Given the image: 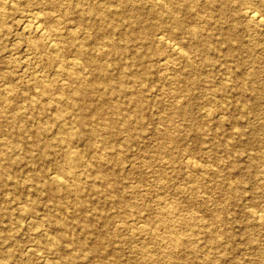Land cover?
Returning <instances> with one entry per match:
<instances>
[{
  "label": "bare ground",
  "instance_id": "obj_1",
  "mask_svg": "<svg viewBox=\"0 0 264 264\" xmlns=\"http://www.w3.org/2000/svg\"><path fill=\"white\" fill-rule=\"evenodd\" d=\"M19 1L0 0V6L9 8ZM39 1V10L56 11L60 15L62 12H72L79 23L86 21L87 25L82 31L68 24L48 28L43 23L48 15L33 7L25 10L31 18L25 26L47 38V48L60 56V65L54 71L59 84L51 89H38L32 94L28 87L22 90L16 88L17 81L10 73H0V134L4 136V140L0 139V185L11 183L14 188L22 190L26 202L21 205V214L29 229L41 222L48 225L52 223L46 214L41 221L37 219L44 207L35 203L33 192L40 195L44 193L47 199H58L65 214L69 213L68 216L60 217L58 227L53 232L42 228L31 232L30 236L37 244L45 242L44 248L51 252H58L62 248L70 251L66 256L57 258L56 264H63L84 260L89 257V252L105 256L109 251L107 238L96 232V224L100 219H105L99 207L89 201V196L98 194L100 187L107 191L105 197L119 209L122 216H133L135 223L143 221L142 211L126 197L122 153L133 145H140L147 137L142 132V113L150 104L144 84L151 73V65H155L157 70L174 69L170 76L176 83L166 91L169 98L166 103H162L161 125L154 133L157 143L154 157L157 163L145 173L156 181L163 182L167 174L172 180L180 179L183 175L180 168L184 165L195 166L197 162L188 140L204 144L209 134L222 141L223 150L220 151L229 156L227 149L232 145L233 134L241 136L244 132L238 117L227 111L230 101L226 92L235 91L245 104L249 93L255 99H261L260 88L250 84L248 78L242 76L240 68L236 70L234 66L256 51L254 41L249 42L254 32L263 35L264 48V0ZM200 6L205 7V14H200ZM112 14L117 15V18H112ZM149 18H155L157 22H150ZM193 19H198L200 24L192 25ZM241 30L248 32V41L244 40ZM62 38H70L73 42L79 39V42L74 43V52L66 51L68 45L59 40ZM154 41L159 47H152ZM92 43L94 45L90 47ZM163 44L170 53L162 52ZM172 53L176 55L174 59ZM133 65L140 67L133 69ZM48 90L59 97L54 99L46 96ZM199 97L211 103L203 111L208 119L195 122L193 101ZM61 103L62 106H59ZM28 120L33 121L30 127L26 123ZM208 120H217L218 124L229 120L233 130L229 134L212 131L205 126ZM133 121L138 131H131L129 124ZM48 130L58 140L57 149L44 154L45 159L52 164L53 171L50 176L36 174L38 184L33 186L30 175L25 173V166L31 165L34 159L32 150L39 145L42 134ZM247 135L246 144L257 137L264 141V125H254ZM117 145L121 147L117 148ZM49 146L45 144V147ZM18 149L23 151L22 155L17 152ZM90 151L93 157L82 161V156ZM200 158L213 161L215 168L212 174L216 178L214 181L200 178V175L205 176L203 172L208 171L205 168L201 169L198 176L189 177V180L205 192H213L219 187H226L229 192L237 189V184L223 180L219 168L222 158L218 154ZM254 159L264 162V151L254 152ZM80 160L88 170L85 175L73 169ZM234 169L231 163L228 171L231 173ZM22 174L25 175L23 178ZM25 177L28 179L25 180ZM156 208L152 215L156 218L150 217L148 226L157 218L162 222L177 216L180 204L175 199H165ZM202 208L207 209L208 204L203 203ZM4 214L0 213V243L7 249L4 254L0 253V264H12L14 250L9 245L12 237L10 233L4 232L11 218H3ZM177 218L184 226L193 227L190 215ZM226 220L218 215L205 224L203 231L211 240V247L224 243L227 230H216L215 225ZM78 229L96 232V243L86 248L82 237L77 236ZM68 231L73 236L63 247L66 238L64 233ZM164 238L170 246L159 250L162 256H172L177 249L193 242L187 235H181L174 225L167 230ZM33 248L31 244L27 250ZM198 250L196 245L189 249L195 254ZM262 254L264 251L258 256ZM150 256L146 258L148 263L166 264L164 260ZM203 261L200 262L205 264ZM182 263L189 264L186 261Z\"/></svg>",
  "mask_w": 264,
  "mask_h": 264
},
{
  "label": "rangeland",
  "instance_id": "obj_2",
  "mask_svg": "<svg viewBox=\"0 0 264 264\" xmlns=\"http://www.w3.org/2000/svg\"><path fill=\"white\" fill-rule=\"evenodd\" d=\"M113 1L116 0L111 2ZM40 5L39 0H20L9 8L0 6V73H10L17 81L16 88L22 90L23 87H28L32 94L37 92L38 89H51L52 86L59 84L58 76L54 71L60 65V56L47 48V38L35 29L25 26L31 19L29 15H26L25 10L29 7L39 10L41 9ZM198 9L200 14L206 13L205 7L200 6ZM39 12L48 15L43 22L45 26H49L48 28L68 24L73 29L82 31L85 29L84 26L87 25L86 21L79 23V19L72 12H62V15L56 13V11L44 9L39 10ZM110 16L117 18L115 14ZM214 16L217 17V15ZM148 20L153 23L157 22L155 18H149ZM191 24L199 25L200 21L193 19ZM253 31H255V28ZM240 32L243 34L244 40L248 41V32L242 30ZM262 36V34L254 32L249 42L254 41L256 51L249 58L246 57V60L239 61L237 62L238 65L234 66L236 70L240 68L242 76L248 78L250 84L253 83L254 86L260 88L259 96L261 99L257 100L254 95L249 93L248 98L245 100L247 104H245L235 91L233 93L230 90L226 92L227 99L230 101L227 111L229 114L238 117L244 134L241 136L233 134L231 138L232 145L228 146L227 149L229 151L228 157L225 156L227 155L226 152L220 151L223 150L221 148L223 146L221 145L222 141L216 140L210 134L204 144L192 139L188 140V144L197 156V162L195 166L184 165L180 168V172L183 174L180 179L172 180L167 177V174V176L164 175L163 182L156 181L153 176H148L145 173L154 168L157 163L154 157L156 155L154 152L157 149V143L154 140L156 134L154 135V133L161 125L159 118L162 103H166L169 98L166 91L176 83L170 76V73L173 74L174 69L172 71L170 69L157 70L155 65H151V73L144 84L145 94L150 104L142 113V121L144 122L142 132L147 137L140 145H133L130 150L122 153V164L125 167L124 175L127 185L126 197L142 211L143 221L135 223L132 219L133 216L129 214L122 216L119 209L105 197L107 191L100 187L98 194L89 196V201L99 207L102 218L107 220L104 222L105 220L100 219L96 224V232H100L105 239L107 238L109 251L105 256L92 255L89 252L87 254L89 257L84 260L78 259L63 264H151L146 259L150 255L157 257L158 260H164L166 264H183V261L189 264H204L200 262L203 260L207 261H203L205 264H264V254L258 256L260 252L264 251V162L261 159H254V152L264 151V141L257 137L256 140L245 143L247 133L250 132L251 127L264 125V48ZM59 40L68 45L66 51H69V53L75 51L74 43L79 42V39L73 42L70 38ZM171 41L174 40L171 39ZM93 45L94 43L89 46L93 47ZM158 45L155 41L152 42L153 48L159 47ZM161 48L163 53H170L165 45ZM171 57L174 59L176 55L172 53ZM128 60L131 61V58L128 57ZM132 67L134 69L140 66L135 65L134 67L133 65ZM45 95L52 96L54 99L59 97L58 94H53L50 90ZM210 103L211 101L204 97H199L196 101H193L195 122L208 119L203 111ZM62 104H59V106H62ZM26 123L30 127L33 121L28 120ZM129 125L132 132L139 130L134 121ZM205 126L212 131L219 130L227 134L233 130L229 120H224L222 124H218L217 120H208ZM0 139L4 140V136L1 134ZM57 142L58 140L53 138L51 130H48L42 134L39 145L33 148L34 159L31 165L25 166V173L30 175L32 179L30 182L33 186L38 184L36 174L41 173L50 176V172L53 171L52 164L45 159L44 154L57 149ZM47 143L50 144L49 147H45ZM119 147L121 145H117V148ZM98 151L100 153V150ZM17 152L22 155L23 151L18 149ZM209 154L211 156L218 154V157L222 158L219 164L222 178L225 182L237 184L235 191L229 192L226 187H219L213 192H205L202 187L189 180V177L198 176L205 168H208L207 172L202 173L205 176L200 175L199 177L210 178L209 181L215 180L216 176L212 174L215 168L213 161L207 160V158L201 160L202 158H200ZM82 157V161L85 162L93 155L90 151ZM82 161L80 160L73 169L85 175L88 170L83 165L84 162L81 163ZM231 163H233L235 169L230 173L228 169H230ZM194 168H200V170ZM24 176L22 174L21 178ZM27 179L25 177V180ZM33 193H35V196H32L35 203L44 207L40 210L41 214L37 219L41 221L43 215L46 214L52 220L51 226L41 222L36 227L33 226L29 229L27 221L24 220L21 214V205L26 202L22 190L14 188L11 183L0 185V213L7 212L3 218L7 216L11 218L6 224L4 232L10 233L12 237L9 242L10 249L13 248L14 250L12 264H56L58 257H64L70 251L62 248L58 252H51L44 248L45 242L42 244L35 243L30 234L34 231H40L42 228L53 232L58 227L57 221L60 217L63 215L68 216L69 213L65 214L59 205L58 199H47L44 193L41 195L36 192ZM165 199L177 200L180 204L179 213L177 216L174 215V217L162 222L157 218L158 220L148 226L150 217L156 218L152 216L155 209H157L156 207ZM203 200H205L203 203L208 204L207 209L202 208L203 203L201 201ZM180 215H190L193 227L184 226L177 221V217ZM218 215H222L227 220L216 224L215 229L227 230V234L223 238L225 241L222 245L211 247V240L203 230L205 224L213 221ZM145 222L146 226H144ZM171 225H174L181 235H187L191 238L193 242L177 249L175 253L171 254L172 256H162L159 250L170 246V243L164 237H166L167 230ZM70 232L64 233L66 238L65 242L62 243L63 247H65L64 245L68 239L73 236ZM96 232L92 233L91 231L78 229L77 236H81L85 242V247L90 248L97 241ZM250 242H253V244ZM31 244L34 246L33 250H27ZM193 245L198 246L199 250L196 254L189 251ZM6 249L7 247L0 243V253L4 254Z\"/></svg>",
  "mask_w": 264,
  "mask_h": 264
}]
</instances>
